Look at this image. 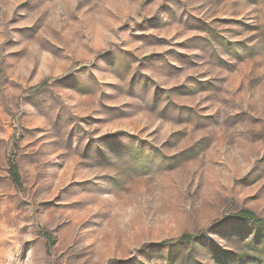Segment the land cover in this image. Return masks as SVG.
Masks as SVG:
<instances>
[{
	"label": "rangeland",
	"instance_id": "rangeland-1",
	"mask_svg": "<svg viewBox=\"0 0 264 264\" xmlns=\"http://www.w3.org/2000/svg\"><path fill=\"white\" fill-rule=\"evenodd\" d=\"M245 208L264 0H0V264H264Z\"/></svg>",
	"mask_w": 264,
	"mask_h": 264
},
{
	"label": "trees",
	"instance_id": "trees-1",
	"mask_svg": "<svg viewBox=\"0 0 264 264\" xmlns=\"http://www.w3.org/2000/svg\"><path fill=\"white\" fill-rule=\"evenodd\" d=\"M10 173L17 187L22 188L23 187L22 176L19 170L18 163L14 159L10 160ZM234 215L241 220H251L253 222H256L264 226V217L259 216L256 212H254L251 209H247V208L241 209L240 211L236 212ZM194 237L195 235L193 233L187 232L179 236V238H177L176 240L180 242H190L194 239ZM171 241H173V239H165L163 243L167 244L170 243Z\"/></svg>",
	"mask_w": 264,
	"mask_h": 264
}]
</instances>
